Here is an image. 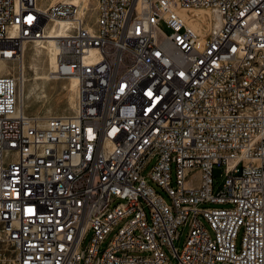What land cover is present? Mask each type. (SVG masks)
I'll return each instance as SVG.
<instances>
[{"label": "built area", "instance_id": "1", "mask_svg": "<svg viewBox=\"0 0 264 264\" xmlns=\"http://www.w3.org/2000/svg\"><path fill=\"white\" fill-rule=\"evenodd\" d=\"M77 8L0 0V264H264V0ZM60 21L76 106L30 116L2 63Z\"/></svg>", "mask_w": 264, "mask_h": 264}, {"label": "bare ground", "instance_id": "2", "mask_svg": "<svg viewBox=\"0 0 264 264\" xmlns=\"http://www.w3.org/2000/svg\"><path fill=\"white\" fill-rule=\"evenodd\" d=\"M60 1H66L68 3L76 5L78 7L77 11L79 16L86 17L88 14H91L90 0H51L49 2V5H54ZM38 7L42 8L41 6ZM198 13H200L199 17H202L206 25L208 26L209 20H207L205 12H198ZM184 14L185 12H183V15ZM93 25L88 21V27L91 30L94 29ZM65 26H67V23H64L62 21L56 22L54 27L52 26L53 28L51 27V29L49 30L50 34L45 37L46 39H44L43 42H37L33 44L35 47V51L34 53L28 55L29 64L26 63V60H28L26 59L27 57L26 49L28 47L26 48V46H24L23 63L21 66H19L18 76L20 77V99H21V103L23 104V109L27 114L29 108L37 107L38 109L35 110L33 115L35 117L46 118V117L58 116V114L53 113L51 108V104L54 103H48L50 97H48V93L46 91L47 89L51 90L52 87L54 86V84L50 82L53 78L52 72L54 71L55 68V61L57 55V47L54 41V37L57 36L56 33L63 34L64 33L63 29ZM55 27L56 29L58 28L57 29L58 31L55 29ZM43 53L46 55V58L41 57ZM29 68L34 69L35 71V77L30 88L26 85V81H27L26 72ZM2 70L4 72H9L10 70L11 74L16 76V72H17L16 68L9 69L8 63L5 62L2 63ZM77 86H78V79L76 77H70L69 84L67 86L66 95H67V101L69 102V106H71L73 109H75L76 101H77L74 95L77 94ZM42 107H47L46 112L44 111L45 114L42 113L43 115H41L40 112V109ZM35 135H42V128H35ZM31 149H38V141H31Z\"/></svg>", "mask_w": 264, "mask_h": 264}, {"label": "rangeland", "instance_id": "3", "mask_svg": "<svg viewBox=\"0 0 264 264\" xmlns=\"http://www.w3.org/2000/svg\"><path fill=\"white\" fill-rule=\"evenodd\" d=\"M50 1L51 0H38V6H41L42 8H46L47 6H49V2ZM90 7H91V14H88L86 16V18H87V20L92 25L93 24L95 25V17H96L95 15H96V8H97V0H90ZM55 24L56 23H54V25ZM54 25L51 24L50 25V29H51L52 26L54 27ZM55 29H56V27H55ZM25 46H26V48L28 47L26 49V52H27L26 53V56H27L26 59H28V60H26V63L29 64V56L28 55L34 53L35 47H34L33 44H26ZM41 57L42 58H46V55L43 53L41 55ZM13 65H14L13 63H10V67H13ZM14 68H16V70H17L16 76H15V77H17L18 76V69H19V67L16 65ZM26 77H27L26 85L30 88L31 87V84L33 83L34 77H35V71H34V69H30L29 68L27 70V72H26ZM50 82L53 83L54 86L52 87L51 90L50 89H47L46 92L48 93V97H50L48 103H54V104H51V108H52L53 113L54 114H58V115L72 114V112H74V109L71 106H69V102L67 101V95H66L67 86L69 84V78L61 79V80H53L52 79ZM64 86H65V88H64ZM74 95H75V97L77 99V96H76L77 94H74ZM46 108L47 107H42L40 109L41 115L45 114ZM71 108L73 109V111H72ZM37 109H38L37 107H31V108H29L28 109V115L33 116L35 110H37ZM29 111H31V112H29ZM214 175H215V181H216V183L222 184V182H223V177H222L223 171H222V169L219 168V167H216L215 170H214ZM188 232H189V226L187 224L186 225H182V226L179 227V229H178V238L174 242V246L178 249V251H181L182 250ZM240 241H241V236L239 237V243H240ZM168 254L170 256V259L172 261V264H175L176 261H177L176 258L171 254L170 251H168Z\"/></svg>", "mask_w": 264, "mask_h": 264}]
</instances>
